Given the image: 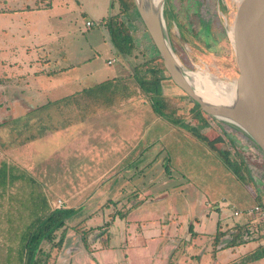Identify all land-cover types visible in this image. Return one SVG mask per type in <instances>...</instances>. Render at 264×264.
<instances>
[{
  "label": "rangeland",
  "instance_id": "obj_1",
  "mask_svg": "<svg viewBox=\"0 0 264 264\" xmlns=\"http://www.w3.org/2000/svg\"><path fill=\"white\" fill-rule=\"evenodd\" d=\"M1 1L3 0H0V4ZM113 1L115 9L116 5L120 6L119 13L113 17L131 33L134 51L128 56H123V76L117 80L118 85L114 87V91H107L115 86L111 82L101 83L102 86L96 91L102 104L117 101L128 95H134L135 100L142 103L147 114L143 115L144 118L140 121L139 133H147L144 142L156 141V144L141 160L145 165L151 164L152 160L155 163L149 168L152 171L143 168L142 171L132 173L138 174L137 178L140 180L144 177L137 187L123 182L122 174L118 171L108 173L107 176L111 174L109 178L113 179V182H116L117 176L119 179L121 177L120 182L117 180L118 185L115 184L114 188H110L112 183L107 184L99 189V193L102 190V194L107 193L108 198L114 199L112 202L116 203L123 201V195L125 197L126 193L129 196L138 190L141 191L143 185L153 180L150 183L156 184L150 189V195L156 197L155 201L131 219L133 222L156 219L167 225L171 216H175L178 222L187 217L198 218L203 215L206 203L213 207L224 200L242 209L261 201L264 198V185L258 187L255 181L262 183V178L253 174L259 172L254 164L262 166L264 159H258V155H261L256 147L253 146V149L257 157L249 156L247 166L245 152L237 143L239 140L235 135L238 134L234 132L240 130L224 120H217L202 113L199 107L172 83L149 34L132 7L133 0ZM54 2L71 6L75 5L76 0L52 1ZM6 6L7 4H4V7ZM235 6L234 0H164L162 16L165 35L185 71L208 73L224 83H234L237 69L229 32ZM68 16L69 20L62 24L50 18L49 26L42 28L45 44L48 43V55L35 47L38 45L36 39L33 46L29 45L28 49L24 50L19 47L12 48L0 38V165L4 163L7 167H18L19 172L25 176L4 190L0 189V264H5L8 255L15 256L13 251L17 249L24 224L33 218L31 216V219H23V215L27 216L29 211L37 212L35 207L38 208L41 204V195L51 198V194L57 193V180L71 173L68 167L56 164L55 157H25L23 152L19 151L26 144H30L24 139L26 135L39 134V127L43 122H40V119L47 114L45 109L32 110L29 99L36 96L40 84H54L50 76L55 68L85 76V80L80 84L84 87L106 80L113 72L122 69L101 26H94L84 32L85 22L74 13ZM4 17L0 16V24H7L8 19ZM39 23L42 24V21ZM26 26L29 27L28 21ZM5 31L2 30L0 34L6 35ZM179 36L185 41L180 40ZM107 60L111 63L107 64ZM87 94L94 95V90ZM153 102L159 104V113L154 112ZM34 105L36 104L33 103V107ZM48 111L52 123H55L56 109L50 108ZM61 121L59 120V123L63 124ZM38 143L39 141L32 143L36 150L40 148ZM14 150L17 151L16 154ZM133 158L135 157L130 156L127 160L131 161ZM77 175L84 177L81 173ZM100 196L93 198L91 202L77 204L79 211L66 223L74 226L81 223L82 214H87L91 208H99L97 203L107 199L99 198ZM134 203L140 206L138 201ZM99 211L102 213L104 209ZM215 219L216 215L212 214V225ZM240 221L241 219L231 216L223 226L226 228ZM94 231L97 229H93L92 235L95 234ZM128 235L129 232L119 229L118 234L114 232L107 242L108 235L103 233V241L100 243L104 250L91 256L79 243L74 262L88 264L90 261L97 264L99 260H103L104 264H168L165 258L173 250L171 242L163 241L167 239L165 233L158 239H144L146 249L138 245L135 248H121L120 243L124 241V236ZM97 236L98 232L88 239L92 242ZM178 238H182L181 235ZM43 245L49 247L46 243ZM179 247L177 252L186 246L181 243Z\"/></svg>",
  "mask_w": 264,
  "mask_h": 264
},
{
  "label": "crops",
  "instance_id": "obj_2",
  "mask_svg": "<svg viewBox=\"0 0 264 264\" xmlns=\"http://www.w3.org/2000/svg\"><path fill=\"white\" fill-rule=\"evenodd\" d=\"M52 1L57 0L1 1L0 16H6V19H8L7 24H0V33L6 29V35L0 34L1 40L6 41L12 48L19 47L27 50L29 45L33 46V41L36 39L38 45H35V47L40 48L43 53L48 55V43L45 44L46 40L44 39L42 28L49 26L48 20L50 18L54 22L62 24L69 20L68 15L70 13H74L76 17L79 16L82 19V22H85V25L87 22H92L94 24L92 27L99 25L105 30L109 46L113 54L117 56L122 69L118 72H113V75L106 80L98 81L90 87H84L80 86V84L85 80V76L75 75L72 73L74 71L55 68L50 76L54 84H40L39 89L36 91V96L28 101V103H32L30 105L32 110L40 108L41 111H44L45 109L47 114L40 119V122H43L41 127H39V134L37 136L26 135L24 139L26 143L30 144H28L29 146L26 144L19 151L23 152L25 157L28 155L35 157L36 155H44L46 159L50 156L55 157L56 164L68 167V170L71 171L67 177L57 180V193L54 192L56 196L51 194L50 198V196L45 195L42 197L41 195L40 203L42 206L44 205L46 208L53 210L54 205L58 201H62L64 209H72L74 215L79 211L77 204L91 202L90 200L98 195H101L99 198H107L97 203L99 208H88L90 211L81 215V223L75 224V226L66 223L68 228L60 248L54 247L49 251V247L46 248L43 244L41 245L43 251L50 252V258L47 263L76 264L74 255L77 252L75 251L79 250L78 244H82L76 229L91 231L89 233L91 237L98 232L97 238L92 242L87 239V248L82 244L83 248L89 252V256L104 250L100 243L103 241L101 237L103 233L108 235L107 242H109L110 235H113L114 232L118 234L119 229L122 231L124 229L129 232V235L127 237L124 236V241L122 240L120 243V247L123 249L135 248L137 245L146 249V241L144 239H158L165 233L167 239H163V241L171 242L173 250L165 258L168 260V264H264V258L256 259L253 256L259 247L264 246V242L260 239H249L239 247L227 249H217L213 245L216 231H225L231 226L229 225L226 228L223 226L231 217V209L226 208L222 203L223 201L218 202L213 207L206 203L203 215L198 218L197 216L187 217L178 222L175 216H171L167 225L156 219L137 220L136 222L131 219L137 212L146 209L150 203L155 201L156 197L150 195V189L156 184V182L150 183L153 180L148 182L150 183L149 185L148 183L143 185V189L136 191L134 196H128L126 193L125 197L123 195L125 199L117 201L118 203L116 202L115 205H112L114 204L112 202L114 199L108 198L109 195L107 193L102 194V190L99 193V189L107 184L112 183L110 188H114L117 180L120 182L121 177L119 179V176H117L116 182L109 178L115 171L122 174L123 182L134 184L136 187L141 184L144 177H141L140 180L137 178L138 174L132 173L142 171L143 168L144 170L152 171L149 168L154 166L155 161L152 160L151 164L145 165L141 158L145 156L150 148L155 146L156 143L154 142L156 141L152 143L149 140L144 142V137L147 133H139L140 121L143 120V115L146 116L147 113L142 103L135 100L134 95H128L130 98L127 99L121 97L117 101L102 104L96 91L97 88L102 86L101 83L106 84L108 82L115 86L110 87L107 91H114V87L118 85L117 80L123 76V56L112 46L105 24L109 18L119 13L120 6L116 5L117 8L115 9L113 0H76L75 5H71L72 7L67 3H52ZM4 4H7V6L4 7ZM47 8L49 9L47 10ZM26 21H28L29 27L26 26ZM36 21L38 22L37 24ZM40 21H42V24L39 23ZM90 29L85 26L84 32ZM131 88L135 89V87ZM93 90L94 95L87 94L89 92L92 93ZM33 103L36 104L34 107ZM50 108L56 109L55 123H52L50 115H48ZM59 120L63 124H60ZM46 121H48V124H46ZM36 122L34 118V123L36 124ZM142 125H144V121ZM35 141H39L40 148L38 150L32 146L36 143ZM17 151H15V154ZM130 156L135 158L128 161L127 158ZM263 170H260L255 175L262 178V183L255 181L258 187L264 185ZM77 173L84 174V177H79ZM108 173L111 174L107 176ZM257 191L258 188H256L255 192L257 193ZM136 201L139 202L140 206L135 205L134 202ZM129 203L131 205H128ZM225 204L236 207L227 201H225ZM99 209L101 211L104 209V212L100 213ZM31 214L32 212L29 211L27 216L23 215V219L24 217L31 219ZM212 214L213 216L216 215L217 218L213 225ZM17 218L22 217L17 216ZM73 227H76V229ZM95 228L97 231H94L95 234L92 235ZM23 234L24 228L18 238L17 249L13 251L15 256L8 255L5 264H25L24 259L20 255ZM180 235L182 238L179 239ZM58 240L59 236L54 243L58 242ZM227 241L229 240L227 239ZM171 243L168 245L171 246ZM181 243L186 247L177 252ZM104 263L105 261L103 260L97 262V264ZM88 264L95 263L88 261Z\"/></svg>",
  "mask_w": 264,
  "mask_h": 264
},
{
  "label": "water",
  "instance_id": "obj_3",
  "mask_svg": "<svg viewBox=\"0 0 264 264\" xmlns=\"http://www.w3.org/2000/svg\"><path fill=\"white\" fill-rule=\"evenodd\" d=\"M163 2L133 0L170 80L204 114L224 120L242 131L264 156V0H234L232 42L229 40L237 77L233 100L228 104L207 102L196 93L185 75L187 71L177 62L168 45L162 17Z\"/></svg>",
  "mask_w": 264,
  "mask_h": 264
},
{
  "label": "trees",
  "instance_id": "obj_4",
  "mask_svg": "<svg viewBox=\"0 0 264 264\" xmlns=\"http://www.w3.org/2000/svg\"><path fill=\"white\" fill-rule=\"evenodd\" d=\"M132 7L135 8L134 3H132ZM105 24L108 30L110 42L114 49H116L117 52L122 56H128L132 54V52L134 51V42L133 37L128 29L121 23L119 24L118 20L114 19V17L109 18V20H107ZM127 98L128 96L123 97V99ZM153 103L154 112L159 113V104L157 102ZM196 106L199 107L198 105ZM240 132L243 133L242 131ZM244 136L249 141H251L248 136H246L245 134ZM19 171L20 170H18L17 167H7V165L2 163L0 165V189L4 190L6 187L12 185L15 181L24 179L25 176ZM14 172H16L17 175H15ZM134 195L135 193L131 194L130 196ZM115 204L116 203H114L113 205ZM35 209L37 212L33 211L31 214L33 218L24 224V234L22 236L20 255L21 258L24 259L25 264H48L47 262L50 258V252L43 251L41 245L43 243L48 244L49 251L54 247L60 248L65 236V232L68 228L66 226V221L73 215V210L64 208L51 210L49 208H46L44 205L42 206V204H40L38 208L35 207ZM77 230L80 235L82 244L87 248V239L89 236V232H87V230ZM57 233H59V240L58 242L54 243L55 239L57 238ZM226 237L229 241L225 239ZM223 242L224 244H222ZM245 242H247L245 225H240L239 223H233L230 228L225 231L217 230L213 239V245L217 247V249L239 247ZM253 256H255L256 259L264 258V246L259 247L253 254Z\"/></svg>",
  "mask_w": 264,
  "mask_h": 264
},
{
  "label": "built area",
  "instance_id": "obj_5",
  "mask_svg": "<svg viewBox=\"0 0 264 264\" xmlns=\"http://www.w3.org/2000/svg\"><path fill=\"white\" fill-rule=\"evenodd\" d=\"M94 24L92 22H87L86 23V28L90 29ZM97 25V24H95ZM111 61L108 62L110 64ZM241 145H243V151L245 152V161L247 162V166L249 165L248 163V157H257L255 155V151L253 149V144L252 141H249L247 139L246 142L242 141L240 142ZM256 147V146H255ZM256 150L259 152L261 157L258 155V159L260 161H263L264 156L260 152V150L256 147ZM263 158V159H262ZM254 167L257 168L259 171L263 170L264 165L259 166L254 164ZM253 170H251L252 172ZM264 171V170H263ZM253 174V173H252ZM256 175V174H253ZM62 201H58L54 205V209H62L64 208V204L61 203ZM226 208L231 209L230 216L234 218H239L241 221L239 222L240 225L244 224L245 229H246V239H260L262 242H264V198H262L261 201L255 202L254 205L247 207L245 209H238L237 207H234L230 204H225V201L223 200L222 202Z\"/></svg>",
  "mask_w": 264,
  "mask_h": 264
},
{
  "label": "bare ground",
  "instance_id": "obj_6",
  "mask_svg": "<svg viewBox=\"0 0 264 264\" xmlns=\"http://www.w3.org/2000/svg\"><path fill=\"white\" fill-rule=\"evenodd\" d=\"M158 1L159 0H155V2H158ZM180 36H179V39H180ZM229 38L231 39V42H232L231 32L229 33ZM182 40H184V39H182ZM168 45H169V47H171L169 43H168ZM174 56L178 62L176 55H174ZM200 58H201V56H200ZM185 75L188 78V80L194 85L196 93L201 98H203L205 101L210 102V103H226V104H228L231 100H233L235 83H232V84L224 83V82L216 79L215 77H213L212 75H210L208 73H195V72L189 71V72H186Z\"/></svg>",
  "mask_w": 264,
  "mask_h": 264
},
{
  "label": "flooded vegetation",
  "instance_id": "obj_7",
  "mask_svg": "<svg viewBox=\"0 0 264 264\" xmlns=\"http://www.w3.org/2000/svg\"><path fill=\"white\" fill-rule=\"evenodd\" d=\"M163 10V9H162ZM163 17V16H162ZM163 22H164V20H163ZM217 120H219V119H217ZM236 134H238V136L237 135H235L237 138H238V140L239 141H237V143L240 145V147L243 149V145H241L240 144V142H241V140L242 141H244V142H246L247 141V138H245V136H244V134L243 133H241V132H236V131H234Z\"/></svg>",
  "mask_w": 264,
  "mask_h": 264
}]
</instances>
